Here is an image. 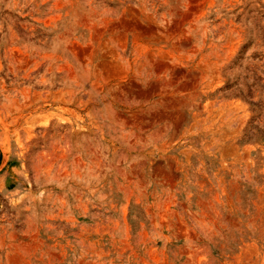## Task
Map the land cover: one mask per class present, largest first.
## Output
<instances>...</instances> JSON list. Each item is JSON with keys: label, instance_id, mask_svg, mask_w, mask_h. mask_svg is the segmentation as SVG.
<instances>
[{"label": "rangeland", "instance_id": "rangeland-1", "mask_svg": "<svg viewBox=\"0 0 264 264\" xmlns=\"http://www.w3.org/2000/svg\"><path fill=\"white\" fill-rule=\"evenodd\" d=\"M0 264H264V0H0Z\"/></svg>", "mask_w": 264, "mask_h": 264}]
</instances>
